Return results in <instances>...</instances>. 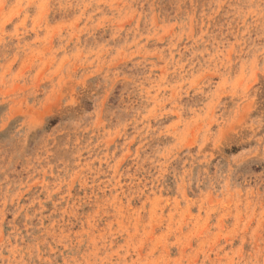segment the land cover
<instances>
[{
	"label": "rangeland",
	"instance_id": "rangeland-1",
	"mask_svg": "<svg viewBox=\"0 0 264 264\" xmlns=\"http://www.w3.org/2000/svg\"><path fill=\"white\" fill-rule=\"evenodd\" d=\"M0 264H264V0H0Z\"/></svg>",
	"mask_w": 264,
	"mask_h": 264
}]
</instances>
